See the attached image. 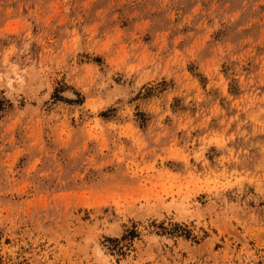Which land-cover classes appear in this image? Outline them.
<instances>
[{
    "label": "rangeland",
    "instance_id": "obj_1",
    "mask_svg": "<svg viewBox=\"0 0 264 264\" xmlns=\"http://www.w3.org/2000/svg\"><path fill=\"white\" fill-rule=\"evenodd\" d=\"M0 264H264V0H0Z\"/></svg>",
    "mask_w": 264,
    "mask_h": 264
},
{
    "label": "trees",
    "instance_id": "obj_2",
    "mask_svg": "<svg viewBox=\"0 0 264 264\" xmlns=\"http://www.w3.org/2000/svg\"><path fill=\"white\" fill-rule=\"evenodd\" d=\"M1 108H2V102L0 101V110H1Z\"/></svg>",
    "mask_w": 264,
    "mask_h": 264
}]
</instances>
